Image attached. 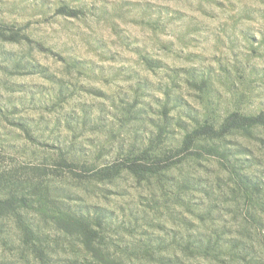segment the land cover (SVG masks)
Returning <instances> with one entry per match:
<instances>
[{
  "label": "rangeland",
  "instance_id": "374dc122",
  "mask_svg": "<svg viewBox=\"0 0 264 264\" xmlns=\"http://www.w3.org/2000/svg\"><path fill=\"white\" fill-rule=\"evenodd\" d=\"M264 0H0V264H264Z\"/></svg>",
  "mask_w": 264,
  "mask_h": 264
},
{
  "label": "trees",
  "instance_id": "16d2710c",
  "mask_svg": "<svg viewBox=\"0 0 264 264\" xmlns=\"http://www.w3.org/2000/svg\"><path fill=\"white\" fill-rule=\"evenodd\" d=\"M244 121L250 127L260 125L261 123H264V114L258 115V116H254V117L245 118Z\"/></svg>",
  "mask_w": 264,
  "mask_h": 264
}]
</instances>
